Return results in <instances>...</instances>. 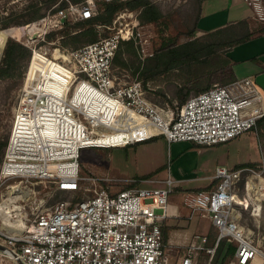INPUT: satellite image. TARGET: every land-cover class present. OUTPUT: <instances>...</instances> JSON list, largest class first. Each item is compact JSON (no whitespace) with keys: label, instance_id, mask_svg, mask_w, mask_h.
Listing matches in <instances>:
<instances>
[{"label":"built area","instance_id":"built-area-1","mask_svg":"<svg viewBox=\"0 0 264 264\" xmlns=\"http://www.w3.org/2000/svg\"><path fill=\"white\" fill-rule=\"evenodd\" d=\"M245 1L255 18L264 22V1ZM96 13L93 0L71 3L49 13L46 29L35 32L38 36L22 41L32 56L14 112L1 181L39 178L80 197L57 201L17 232L2 227L0 244L5 248L0 253L14 264H201L205 251L203 264H213L220 242L226 239L235 247L230 264L264 263V233L255 239L237 214L242 205L237 186L252 168L231 171L218 166L215 186L184 193V203L192 213L208 217L217 236L212 245L204 235L182 247L169 244L164 233L174 192L172 178L165 186L115 191L111 183L115 179L109 174L82 171L80 151L86 147L113 148L157 136L214 146L253 130L264 118V92L253 78L215 84L176 110L166 111L148 99L142 80L118 76L114 58L123 41L140 44L145 52L147 39L143 40L139 20L114 27L110 35L80 48H62L60 55L43 44L46 34L63 27L67 19L84 20ZM19 118L27 122H18ZM119 132L121 136L113 138ZM7 200L11 199L2 198L0 203Z\"/></svg>","mask_w":264,"mask_h":264},{"label":"rangeland","instance_id":"rangeland-1","mask_svg":"<svg viewBox=\"0 0 264 264\" xmlns=\"http://www.w3.org/2000/svg\"><path fill=\"white\" fill-rule=\"evenodd\" d=\"M93 1L95 2L98 12L100 2L103 0ZM150 1L156 4L163 14V17L160 19L163 29L160 33L158 23H141L143 24L142 29L144 30L143 40L145 38L147 39L143 41L145 52H143L141 48L142 46L140 44L134 43L133 41H129L128 43L127 41L125 43L122 42L123 44L117 53V60L114 62V71L118 76L122 78L125 77V79L129 81H144L141 79L144 61L149 57L147 54L151 52L154 54L156 50L160 48L163 36L165 35V31L163 30L166 25H168L166 35H168L172 39L171 41L175 42L176 45L183 44L194 39L206 42L215 38L208 33H201L199 31L196 32L194 36L187 35V32L195 26L197 21L199 10L201 9V3L199 0ZM207 1L208 3L204 4L202 7L203 14L201 20H198L199 28L206 32L215 26L227 23L224 21L229 19L227 18L228 0ZM36 3H39V0H0V63L4 56V46L7 39L13 38L22 43L26 37L29 38L32 34L33 36H38V33L35 32H41L42 30L46 29L47 25H44V23L49 13H51L46 9H42L41 12L44 13V16L40 19L25 24L18 23V21L23 19L21 15L29 12L32 9V5ZM139 13L140 11L138 9L133 10L124 8L115 14L112 23L107 25H96L98 37L97 40L110 35L113 32L112 28L114 27L115 29H118L127 23L132 25L137 20L140 21ZM67 20L69 25L65 22L63 27L52 28L46 34V42L43 43L49 49H51V52L56 51V55L64 53L62 48L72 50L94 42L91 41L87 36H81L78 42L70 40L69 34H74L77 32V28L74 26L80 20H75L73 18ZM5 21L11 22L9 27H3ZM34 23H37L38 26H36ZM26 25L27 27H25ZM15 27H23L24 30L23 32L16 33L15 35L8 33L9 29H13ZM30 27L33 28L29 29ZM53 32L56 33L55 37L48 39L47 35ZM218 38L219 37L215 39ZM67 41H70V43H65ZM227 49V46L223 47L220 52L223 54L227 51ZM160 52L162 53V51ZM28 65L22 77L16 76L14 78L0 79V146L5 140H7L8 144L15 108L18 104L22 88L25 83ZM180 71V68H174L169 72H165V70H163V73L158 75L156 78L143 82L146 88L148 99L166 111L170 108L176 110V106L179 105L176 99V92L180 87L179 80H176V78L179 77ZM168 73H170V77H172V79L163 81V78ZM212 84V86H214L215 84L222 83L220 80H217V78H214ZM193 95H195V92H192L189 95V98ZM165 140V136H159L152 140L135 142L129 145L116 146L113 148H83L80 151L79 158L81 169L83 172L88 173L93 172L96 174H109L115 179V181L111 183H113L114 186L118 185L119 190L130 188L136 185H140L142 187H153L145 186L147 182L144 181V178L150 173H158V171L160 172V177L164 176V170L160 169L169 163L170 156V150L167 142L165 143ZM220 145L221 144H219V146ZM5 151L6 147L5 149L0 147V169L5 157ZM210 153H212V155L213 153L216 155L215 150ZM258 164L259 165L250 167L253 169V171H246L244 173L243 179L238 183L236 190L239 195L237 199L239 203L242 204L241 206H238L237 210L240 224L244 226L246 231L252 234L255 239L264 233V162L262 161V163ZM146 178H148V180L152 179L151 176ZM129 179L137 180V182L125 181ZM249 182H252V184L255 186L250 188ZM205 183L207 182H201L198 184L204 185ZM186 185L197 184L187 183ZM13 190H19V194H16L19 198L14 199V201H17V203H10L11 218L5 222L13 223L12 225L21 224L23 222L22 219L25 223L29 222V220L33 219L37 213L49 209L59 200L80 197V194L71 195L57 190L55 185L48 180L17 177L1 181L0 178V199L3 198L5 200L9 198L12 193L11 191ZM175 192L176 191L173 193ZM171 196L172 197H170V201L174 203V205L182 212V214H186L187 219L189 218L188 220H186L185 217L181 219L186 220L181 221V223H184L183 226L190 225V228L187 230L189 236L192 238L193 234L198 233L200 228V232L204 233L210 229V242L213 244L217 236V231L214 226H211L210 219L208 217L202 216L199 212L193 213V216H191V210L184 205V194L176 193ZM256 203L260 204V208H256ZM12 218L15 219L13 220ZM2 221L3 214L0 216V229L5 231L2 229V227L6 228L4 225H2ZM232 246L234 247L233 244ZM207 257L208 254L205 251H202L200 254L201 264L206 262ZM225 259L226 264H230L231 261L235 260V257L226 256L225 258L224 250L221 254L220 261H224L225 263ZM215 262L216 254L214 256L213 264H215ZM258 262L261 263V261H257L256 264H259ZM0 264H14V262L10 256L0 253Z\"/></svg>","mask_w":264,"mask_h":264},{"label":"trees","instance_id":"trees-1","mask_svg":"<svg viewBox=\"0 0 264 264\" xmlns=\"http://www.w3.org/2000/svg\"><path fill=\"white\" fill-rule=\"evenodd\" d=\"M86 1L87 0H39V3L32 5V9L29 12L21 15L23 19L18 21V23L25 24L40 19L44 16V13L41 12L42 9L54 13L59 9L67 8L71 3L80 4L86 3ZM199 2L201 3L202 0H199ZM124 8L133 10L138 9L140 11L139 19L141 23H158L161 33L163 27L161 26L160 19L163 17V14L158 6L150 0H103L100 2L98 12L93 17L80 20L75 24L74 27L77 28V32L69 34L70 40L78 42L81 36H87L91 41L97 40L96 25H107L112 23L115 14ZM200 14L201 9L199 10L198 18ZM197 21L195 26L187 32L188 36H194L195 33L199 31ZM10 23V21H5L3 27H9ZM66 23L69 25L68 20ZM167 29L168 25H166L163 30L165 31V35L163 36L160 48L144 61L141 79L144 80L143 82H146V80H152L162 74L163 70L169 72L174 68H180L179 77L176 78L180 83V87L176 92V99L179 105L184 104L192 92L198 94L211 88L214 78L220 80L222 84H228L236 80L232 70L234 63L227 54L228 50L234 45L245 42L254 35L264 32V26L251 29L247 21H241L208 33L215 38L219 37L218 39L214 38L206 42L194 39L176 45V43L171 41L172 39L166 35ZM55 35V32L50 33L47 35V38L52 39ZM123 42L125 43L126 41ZM128 42L129 41H127V43ZM65 43H70V41ZM226 46L228 49L222 54L220 50ZM160 51H162V53ZM117 53L114 62L117 60ZM31 56L32 49L30 47L13 38H9L5 44L4 56L0 63V79L14 78L16 76L22 77ZM171 79L172 77H170V73H168L163 78V81ZM0 147L5 149V147H7V140H5ZM256 165L257 163L252 164V166ZM224 250L225 258L226 256H234L235 254V248L232 244L227 242L226 239H223L216 251L215 264L226 263V259L225 263L224 261H220L221 254Z\"/></svg>","mask_w":264,"mask_h":264},{"label":"crops","instance_id":"crops-1","mask_svg":"<svg viewBox=\"0 0 264 264\" xmlns=\"http://www.w3.org/2000/svg\"><path fill=\"white\" fill-rule=\"evenodd\" d=\"M206 3H208L207 0H202L200 4L201 14L198 18L199 21L203 14L202 7ZM254 15V9L245 0H228L227 18H229V21L227 19L224 21L227 23L215 26L208 32L202 31V29L199 28L198 21L197 26L201 33L214 32L230 24L241 21H247L251 29L264 26V22H257L259 20H257ZM227 54L234 63L232 70L235 78H253L264 92V32L254 35L245 42L234 45L228 50ZM166 142L170 150V156L169 163L160 169L164 170V176L160 177L159 171L158 173H150L146 177L151 176L152 179L148 180V178L145 177L144 181L147 182L145 186H165L167 179L172 178L174 180V191H176L173 194H184L191 190L209 189L215 186L217 182L214 176L218 166L223 165L233 171L251 167L253 163L259 165L258 163L264 162V118L258 121L257 126L253 130L227 143L221 144L220 146H205L188 141L170 142L167 138L165 140V143ZM213 150L216 151V155L210 153ZM130 180L132 179L125 181ZM201 182L207 183H205L206 185L198 184ZM187 183H196L197 185H186ZM113 190H119L118 185L113 186ZM184 205L188 207L185 203ZM191 216H193V213ZM184 217L186 220L189 219H187L186 214H182L174 203L169 201L167 217L163 221L166 241L169 244L182 247L188 245L193 240H199L197 236L206 235L209 238L208 244L211 245V238L209 236L210 229L204 233L200 232V228L198 233H194L191 238L187 232L190 225L183 226L184 223H181V221H186L181 220ZM210 223L211 226H213L211 220ZM258 263L262 264L260 262Z\"/></svg>","mask_w":264,"mask_h":264},{"label":"bare ground","instance_id":"bare-ground-1","mask_svg":"<svg viewBox=\"0 0 264 264\" xmlns=\"http://www.w3.org/2000/svg\"><path fill=\"white\" fill-rule=\"evenodd\" d=\"M36 26H38L37 25V23H34ZM33 26V25H32ZM25 27H27V26H25ZM31 28H33V27H30L29 29H31ZM25 29H27V28H25ZM23 27L22 28H13V29H9L8 30V33H10L11 35H15L16 33H20V32H23ZM33 33V32H32ZM48 119H55V121H51V122H56V118H48ZM18 122H27V121H25V118H19V121ZM51 133H55L56 134V131H52V130H50L49 131V134H51ZM121 134V132H119V133H117V134H114V136H113V138H115V137H118V136H121L120 135ZM135 134H136V131H135ZM111 137V136H110ZM249 185H250V188L251 187H254L255 185L254 184H252V182L250 183L249 182ZM12 193H11V195H10V201L8 202V201H5V202H2V203H0V208L2 209V211H3V221H2V225H4V226H6L7 228H10V227H13L14 228V230H16L15 232H17L18 230H21L22 229V227L25 225V222H24V220L22 219V221L24 222H22L21 224H14V225H12L13 223H5L9 218H11V213H10V203H17V201H14V199L15 198H19L18 197V195H16L18 192H19V190H13V191H11ZM19 194V193H18ZM23 196V195H22ZM21 197V196H20ZM22 198V197H21ZM259 198V197H258ZM258 202V201H257ZM256 208L258 209V208H260V204H258V203H256ZM13 220L15 219V218H12Z\"/></svg>","mask_w":264,"mask_h":264},{"label":"water","instance_id":"water-1","mask_svg":"<svg viewBox=\"0 0 264 264\" xmlns=\"http://www.w3.org/2000/svg\"><path fill=\"white\" fill-rule=\"evenodd\" d=\"M8 40V39H7ZM7 40H6V42H7ZM6 42H5V44H6ZM5 47V46H4ZM5 248V246H3L2 244H0V250H3ZM22 264V263H21Z\"/></svg>","mask_w":264,"mask_h":264}]
</instances>
